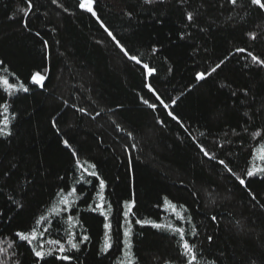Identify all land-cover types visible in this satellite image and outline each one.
<instances>
[{
	"label": "trees",
	"instance_id": "obj_1",
	"mask_svg": "<svg viewBox=\"0 0 264 264\" xmlns=\"http://www.w3.org/2000/svg\"><path fill=\"white\" fill-rule=\"evenodd\" d=\"M79 4L0 0V73L28 88L0 87V264H121L127 203L134 264H186L184 242L196 264H264V173L247 175L264 147V66L252 60L264 61V9L94 0L92 16ZM166 202L183 241L136 223L166 220Z\"/></svg>",
	"mask_w": 264,
	"mask_h": 264
},
{
	"label": "snow or ice",
	"instance_id": "obj_2",
	"mask_svg": "<svg viewBox=\"0 0 264 264\" xmlns=\"http://www.w3.org/2000/svg\"><path fill=\"white\" fill-rule=\"evenodd\" d=\"M53 2L55 3L56 0H53ZM155 0H144V3L145 4H151V3H154ZM237 2V0H231V3L233 5H235ZM93 4H94V0H80V4H79V7L87 12V13H90L92 16H96V12L93 10ZM251 4L252 5H258L261 9H264V3L261 2V0H251ZM29 7H31V4L29 3ZM189 20L192 19L191 15H189L188 17ZM101 27L104 28V30L107 32L108 29L104 27V25L101 23ZM108 34L111 36L112 33L111 32H108ZM118 47H120V45L118 44ZM121 51L124 52L125 55H128V53L125 51V49L123 47H121ZM240 51H243L242 49ZM129 59H135V57H132V56H129L128 57ZM252 60L257 63V64H261L262 66H264V61L262 60H259L257 57L253 56L252 57ZM137 63H140L139 60L136 61ZM220 65H217V67H219ZM147 67V66H145ZM215 70V69H214ZM151 71L149 72V75H151ZM204 78L203 74H197V80H202ZM42 81H43V77L40 76L39 74L33 76L32 78V82L34 84H37V85H41L42 86ZM0 83H2L4 86H5V90L8 91L12 88V85L9 84V82L7 80H0ZM23 91L27 92L28 91V88H25L23 87V85L21 86ZM149 91H152V88L149 86ZM157 99H159V97H157ZM147 102V101H146ZM150 108L152 107H155V105L153 104H149L148 105ZM3 112L6 114L8 112V106L7 104H5L3 106ZM169 115L172 116V119L173 120H176V116L172 115L171 113H169ZM0 124H2V127H0V136H3V137H7L10 135V133L7 131L8 127H9V119L8 117L5 115L4 119L2 121H0ZM67 146V144H66ZM201 151H203V149H201ZM259 171L261 172H264V168H260ZM93 175H95V173H93ZM248 176H253L254 173L253 171H249L247 173ZM244 180H240V184L241 185H244ZM104 188V182L101 180L100 182V189L103 190ZM101 200H103V196H101ZM67 203V201H66ZM98 207H102L101 205H98ZM131 212V206H129L128 208V211L125 213V216L127 217V215H129V213ZM103 214V213H102ZM107 219V217H106ZM136 223H141L139 220L136 221ZM155 227H162L161 225H154ZM110 225H108L107 223L105 224V228H109ZM178 233H180V239L183 241L184 240V234H183V231L180 230V229H177L176 230ZM130 232H131V229H129L128 231H126L124 233V236L126 237V240H125V257H126V260L125 261H122L121 264H134V259H133V256H132V253H131V248H132V245L131 243L129 242V240L127 239L129 236H130ZM16 236L19 237L20 240H23V241H35L36 240V235H35V232H33L30 235L28 234H22V233H19L17 232L16 233ZM106 237H107V233H106ZM85 240L88 239V237H84ZM50 244L52 245H57V241L56 240H51L49 241ZM69 243L71 244V247L73 249H76L78 248V245L75 244V243H72L71 240H69ZM11 247V245H10ZM43 246L41 245V248ZM111 247V244L109 243L108 239L106 238L105 239V243H104V247L101 249L102 252H105L107 251L109 248ZM182 247L184 248V253H182V255H185L186 256V264H196V261H197V257L196 255L194 254L193 252V248L192 246H190L189 243L187 242H184L182 244ZM58 250L60 253H64L66 251V249L63 247V245H59L58 247ZM33 253L35 255V257H37L38 259H43L45 256H52L53 255V252L52 251H49L47 253L41 251V250H38L37 248H33ZM56 259H59V260H68L69 257L66 256V255H60V256H57Z\"/></svg>",
	"mask_w": 264,
	"mask_h": 264
},
{
	"label": "rangeland",
	"instance_id": "obj_3",
	"mask_svg": "<svg viewBox=\"0 0 264 264\" xmlns=\"http://www.w3.org/2000/svg\"><path fill=\"white\" fill-rule=\"evenodd\" d=\"M0 80H7L8 79L1 75L0 73ZM9 82V81H8ZM9 84L12 85V88L8 91L5 90V86L0 83V87L8 94V95H13V94H16L18 92H24L23 89H22V83H10ZM23 87H25L23 85ZM26 88V87H25ZM253 160L256 162V164L254 166H252L251 168V171H253V173H264V172H261L259 171L260 168H264V147H262L261 149H258L254 152L253 154ZM74 190L71 189L70 192L68 193H64V194H61L59 197H58V202H59V208L61 209V211H67V209L69 208V205L70 203H72L74 200H75V194H74ZM67 201V203H66ZM129 206L132 207V205L130 203H127L126 205H124V213H123V219H124V227H123V243H122V256L125 257L124 253H125V240H126V237L124 236V233L126 231H128L130 229V222H129V215H127V217L125 216V213L128 211V208ZM163 211L169 216V222L168 223V220H167V215H166V220L164 221H161V222H153V221H148V220H145V221H141V223H138V224H144V225H150V226H153L155 227L154 225H161L162 227H155V228H158V229H168L167 231L171 234H174L173 232H170V231H175V229L179 228L176 224H174V222H180L182 219L181 217L178 215V209L166 202L164 207H163ZM108 224V223H107ZM109 225V224H108ZM166 228V229H165ZM106 233H107V237H106ZM108 239L109 241V228H105L104 230V243H105V239ZM130 242V236L127 238Z\"/></svg>",
	"mask_w": 264,
	"mask_h": 264
}]
</instances>
